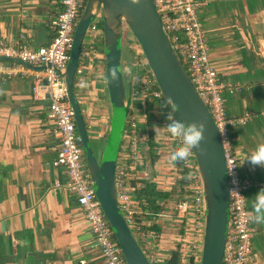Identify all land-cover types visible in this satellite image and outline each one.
Segmentation results:
<instances>
[{
	"label": "crops",
	"instance_id": "1",
	"mask_svg": "<svg viewBox=\"0 0 264 264\" xmlns=\"http://www.w3.org/2000/svg\"><path fill=\"white\" fill-rule=\"evenodd\" d=\"M200 1L198 14L211 61L227 83L240 87L224 93L228 115H252L232 134L241 173L252 183L247 196L254 215L255 195L264 189V167H254L246 158L264 144V0ZM61 9L62 0H0V43L14 44L25 37L33 48L48 45L54 36L52 21ZM102 46L99 43L101 52ZM97 72L84 73L86 86L79 73L75 81L78 97L87 98L82 109L91 141L107 139L112 114L106 80ZM34 86L33 76L0 77V264H104L95 233L76 195L66 187V168L55 164L60 139L49 98ZM154 131L162 137L161 131ZM163 155L161 149L152 161L145 155L141 183L152 180L159 191L173 194L171 165L160 162ZM158 201L164 212L173 211V195ZM253 224L257 231L249 264H264V223ZM156 230L160 235L146 253L155 252L169 264L179 228L168 221Z\"/></svg>",
	"mask_w": 264,
	"mask_h": 264
},
{
	"label": "built area",
	"instance_id": "2",
	"mask_svg": "<svg viewBox=\"0 0 264 264\" xmlns=\"http://www.w3.org/2000/svg\"><path fill=\"white\" fill-rule=\"evenodd\" d=\"M154 2L174 49L216 121L223 143L230 185V218L223 264H248L254 259L253 239L257 231L247 196L252 183L241 173L240 158L235 150L232 133L236 126L246 124L252 115L250 113L240 117L228 115L224 93L238 91L240 87L227 83L211 61L207 34L198 14L203 2L200 0H154ZM86 3L87 0H62V9L52 21L54 36L48 45L33 48L25 37L14 44L0 43V77L33 76L34 91L39 92L41 89L45 91L49 98L50 115L60 139L55 164L66 168L68 177L66 187L76 195L79 207L95 233L96 244L101 248L104 264H128L93 186L75 112L68 98V85L62 74L69 63L75 30ZM96 18L88 28L82 46L77 70L81 75V81L84 80L83 75L86 71L96 72L97 68L99 78L106 80V56L105 52L98 48L99 43L104 42V29L102 17L99 15ZM129 34L131 33H126L125 42L128 41L126 39ZM127 45L134 55L131 60L124 59L129 110L115 174L119 205L145 252L151 247L152 239L160 235L153 226L164 228V224L170 221L179 228L176 240V251L180 255L179 264H201L206 203L203 180L194 149L192 156L187 161H182L180 169L182 172L175 163L167 162L171 165L173 196L176 200L173 211H152L147 206L146 197L138 195L139 190L143 188L141 170L145 161L144 143L150 137L148 132L150 113L155 112L157 118L154 130L157 129L163 134L161 138L155 136L165 145L161 148V154L165 152L172 154L180 146L181 140L172 137L166 131V125L169 123L168 113L174 118L177 117L171 110H167L169 106L140 45L130 41ZM5 59L14 62H6ZM97 59L100 64H97ZM38 66L43 68H37ZM83 84L87 85L86 80ZM77 98L81 105L87 99L85 95L81 97L77 95ZM151 105H154V108H151ZM84 111L83 109V113ZM85 118L87 121L88 118ZM161 125L163 129H158L157 127ZM177 181H181V184L175 191ZM56 184L62 186L59 181ZM147 255L153 264H166L159 260L155 252Z\"/></svg>",
	"mask_w": 264,
	"mask_h": 264
},
{
	"label": "water",
	"instance_id": "3",
	"mask_svg": "<svg viewBox=\"0 0 264 264\" xmlns=\"http://www.w3.org/2000/svg\"><path fill=\"white\" fill-rule=\"evenodd\" d=\"M99 15L102 17L104 29L106 83L112 109L109 133L100 157L93 148L82 105L75 91L77 70L87 30ZM126 31H129L140 45L165 101L171 97L178 105L175 112L168 105L175 116L187 123H206L205 139L201 144L203 151L194 149L206 203L201 264H223L230 218V185L223 143L211 111L164 29L154 0H139L137 4H133L132 0H87L75 30L69 63L62 73L68 85V98L75 112L77 128L97 196L128 264H153L124 216L115 187L116 165L129 110L124 77ZM114 68L118 75L116 81L111 79Z\"/></svg>",
	"mask_w": 264,
	"mask_h": 264
},
{
	"label": "clouds",
	"instance_id": "4",
	"mask_svg": "<svg viewBox=\"0 0 264 264\" xmlns=\"http://www.w3.org/2000/svg\"><path fill=\"white\" fill-rule=\"evenodd\" d=\"M133 4L139 3V0H132ZM112 81L118 79L117 71L114 68L111 73ZM168 105L172 111L178 109L175 101L169 97L167 98ZM169 123L166 125V131L172 137L181 140L180 146L170 156V162L187 161L191 156L193 149H201V144L205 139L206 123L203 121L187 123L186 121L174 118L168 113ZM203 151V149H201ZM252 166L264 167V144H259L256 149L246 158ZM254 215L252 219L256 223H264V189L255 195V200L252 204Z\"/></svg>",
	"mask_w": 264,
	"mask_h": 264
},
{
	"label": "trees",
	"instance_id": "5",
	"mask_svg": "<svg viewBox=\"0 0 264 264\" xmlns=\"http://www.w3.org/2000/svg\"><path fill=\"white\" fill-rule=\"evenodd\" d=\"M125 60L128 58H124ZM151 108H154V105H151ZM167 110H170V108H168ZM156 114L155 112L150 113L149 115V138L148 141L146 143H144V153L145 155H147V159L151 160L152 158H154L157 153L159 152L161 146V142H159L156 138H155V131L154 128L157 126L156 123ZM161 146V147H160ZM175 151V150H174ZM154 156V157H153ZM152 161V160H151ZM175 165L178 167V169L180 170L182 167V161H177L175 162ZM181 171V170H180ZM182 172V171H181ZM144 182V186L142 189L139 190L138 195L140 197L144 196L146 197V201H147V206L149 209H151L152 211L155 212H159L163 209V206L159 203V199L162 198H166V197H170L172 196V191L169 192H164V191H159L156 187V184L154 183V181H143ZM181 181H177V184H175V191L176 189L179 187V184ZM153 228L157 229V226H153ZM180 263V255L178 251H175L173 254L172 259L169 261V264H179Z\"/></svg>",
	"mask_w": 264,
	"mask_h": 264
},
{
	"label": "rangeland",
	"instance_id": "6",
	"mask_svg": "<svg viewBox=\"0 0 264 264\" xmlns=\"http://www.w3.org/2000/svg\"><path fill=\"white\" fill-rule=\"evenodd\" d=\"M100 19V18H99ZM96 20H97V18H96ZM126 33H129V31H126ZM130 35V36H129ZM128 35V37H127V39L126 40H128V41H126L125 43H126V45H125V47H124V58H130V57H132L134 54L132 53V52H130L129 51V49L127 48V43H129V41H130V43L132 42H134V43H137V40H136V38L132 35V34H129ZM103 45V43H100V46H102ZM102 49H104V47L102 46ZM125 64V63H124ZM125 66V65H124ZM157 120V119H156ZM160 125V124H159ZM158 129H163V126L161 125V126H158L157 127ZM160 132V131H159ZM160 134H162L161 132L160 133H158V135H160ZM93 138V141H92V145H93V148H94V150H95V152H96V154L100 157V155L102 154V149H103V146H104V144L106 143V138H103V141H101V139H100V141H95V138L94 137H92ZM158 138H159V136H158ZM161 145H163V146H165L164 144H162L161 143ZM166 145H167V143H166ZM168 147H169V145H167ZM170 156H171V154H168L167 152H165L164 153V155H163V160H161L160 162H163L164 161V165L166 166V165H168L167 164V162H169L170 161ZM162 169H163V167H161ZM249 263H251V262H249ZM248 263V264H249Z\"/></svg>",
	"mask_w": 264,
	"mask_h": 264
},
{
	"label": "flooded vegetation",
	"instance_id": "7",
	"mask_svg": "<svg viewBox=\"0 0 264 264\" xmlns=\"http://www.w3.org/2000/svg\"><path fill=\"white\" fill-rule=\"evenodd\" d=\"M161 149V148H160Z\"/></svg>",
	"mask_w": 264,
	"mask_h": 264
}]
</instances>
